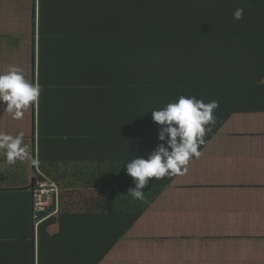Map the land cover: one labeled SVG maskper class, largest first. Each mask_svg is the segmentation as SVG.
Masks as SVG:
<instances>
[{
	"label": "trees",
	"instance_id": "obj_1",
	"mask_svg": "<svg viewBox=\"0 0 264 264\" xmlns=\"http://www.w3.org/2000/svg\"><path fill=\"white\" fill-rule=\"evenodd\" d=\"M61 4L58 13L43 9L40 16L42 55L51 50L53 68L60 66L64 76L56 83L49 78L54 69L41 73L39 84L46 92L41 103H53L54 90L53 99L59 103L72 93L79 104L85 98L99 106L92 118L106 126L99 128L102 136L95 127L93 137L102 139L108 152L78 155L72 150L79 147L74 135L78 131H70L69 137L58 135L73 138L69 150L56 148L54 140L63 139L50 134L52 124L66 119L42 120L36 180L57 183L63 204L56 206L55 200L47 211L33 214V192L26 187L25 172L11 176L10 183L15 184L0 189V264H35L36 235L37 264H99L107 256L179 176L150 179L142 201L128 195L135 185L125 164L134 157L146 158L160 143V127L151 111L181 95L206 104L217 101L200 153L232 115L264 113V0ZM238 8L244 9V16L234 21ZM57 54L65 56L64 65L53 61ZM48 142L53 148L45 150ZM91 161H98V168L107 173L68 174L61 165ZM74 189L98 195L74 204Z\"/></svg>",
	"mask_w": 264,
	"mask_h": 264
},
{
	"label": "crops",
	"instance_id": "obj_2",
	"mask_svg": "<svg viewBox=\"0 0 264 264\" xmlns=\"http://www.w3.org/2000/svg\"><path fill=\"white\" fill-rule=\"evenodd\" d=\"M61 3L62 0H0V74L16 67L40 89L38 102L21 119H14L0 104V134H23L32 155L31 177L39 169L35 155H39V128L45 117L52 118L51 122L58 121L57 116L66 119L60 125L51 123L50 134L63 139L54 140L56 148L69 150L73 138L58 135L69 137L70 131H78L74 135L79 147L72 148L78 155L108 152L107 144L93 137L95 127L99 131L106 126L101 119L92 118L99 106L83 97L79 104V97L72 93L59 103L53 99L54 90L53 103H41L46 92H42L39 78L43 71L46 75L53 70L54 63L50 59L53 52L43 51L42 55L39 47L40 16L43 9L58 13ZM57 55L53 61L64 65L65 56ZM53 71L49 78L61 83L64 76L60 66ZM218 140L228 142L229 147L214 152ZM47 148H53V144L45 143ZM22 162L9 165L0 150V189L14 185L10 177H18L23 171L29 179ZM61 165L68 174L106 172L98 168V161ZM187 169L99 264H264V113L232 115ZM74 198V204L81 202ZM33 240L37 264V235Z\"/></svg>",
	"mask_w": 264,
	"mask_h": 264
},
{
	"label": "clouds",
	"instance_id": "obj_3",
	"mask_svg": "<svg viewBox=\"0 0 264 264\" xmlns=\"http://www.w3.org/2000/svg\"><path fill=\"white\" fill-rule=\"evenodd\" d=\"M243 16L244 9L238 8L233 13V20L240 21ZM39 96L40 89L26 80L20 69L11 67L6 73L0 74V104L5 106L4 111L12 114L14 119H21L24 112L38 102ZM218 107L217 101L206 104L195 97L181 95L177 101L151 111L153 122L160 127L157 137L160 143L146 158L134 157L125 164L127 174L135 185L129 188L128 195L142 201L150 179L160 180L186 173L190 160L200 155L199 149L205 143L206 133L210 131L207 126L214 123L213 113ZM0 150H3L9 165L31 158L22 133L17 136L0 134ZM34 180L36 186V178H31L29 185L33 192V208L35 186L32 189L31 185Z\"/></svg>",
	"mask_w": 264,
	"mask_h": 264
},
{
	"label": "built area",
	"instance_id": "obj_4",
	"mask_svg": "<svg viewBox=\"0 0 264 264\" xmlns=\"http://www.w3.org/2000/svg\"><path fill=\"white\" fill-rule=\"evenodd\" d=\"M56 200V206L60 202V189L50 181H37L34 190V212L47 211Z\"/></svg>",
	"mask_w": 264,
	"mask_h": 264
},
{
	"label": "rangeland",
	"instance_id": "obj_5",
	"mask_svg": "<svg viewBox=\"0 0 264 264\" xmlns=\"http://www.w3.org/2000/svg\"><path fill=\"white\" fill-rule=\"evenodd\" d=\"M229 147V144L228 142L226 141H217L216 145H215V150L213 149L214 152L217 151V148H220L221 150H225ZM30 160H28L27 162L24 160L22 163L25 164L23 170L26 171L29 179H28V186L30 185V179L31 178H36V175H33V177H31V167H32V155H30ZM83 192H86L85 190H82L80 192H75L73 193V197H76L77 199H80V198H87V199H90V197H96L98 195V192H86V193H83Z\"/></svg>",
	"mask_w": 264,
	"mask_h": 264
},
{
	"label": "water",
	"instance_id": "obj_6",
	"mask_svg": "<svg viewBox=\"0 0 264 264\" xmlns=\"http://www.w3.org/2000/svg\"><path fill=\"white\" fill-rule=\"evenodd\" d=\"M35 186V180L32 182L31 188L34 189Z\"/></svg>",
	"mask_w": 264,
	"mask_h": 264
}]
</instances>
